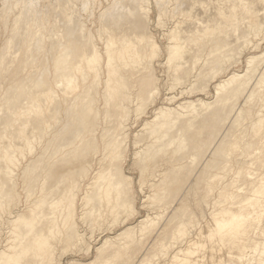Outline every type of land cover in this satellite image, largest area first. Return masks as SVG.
Returning a JSON list of instances; mask_svg holds the SVG:
<instances>
[{
    "label": "bare ground",
    "instance_id": "bare-ground-1",
    "mask_svg": "<svg viewBox=\"0 0 264 264\" xmlns=\"http://www.w3.org/2000/svg\"><path fill=\"white\" fill-rule=\"evenodd\" d=\"M79 1L83 3L84 9L88 10L89 14L94 15L96 3L92 6V4L88 5L90 0ZM150 1L111 0L105 9L98 13V18H101L102 22L99 33L101 36L105 35L102 38L105 50L102 52L93 36L88 35L90 29L85 28V21L79 16V13L76 14V0H2L0 8V125H2L1 122L7 114L22 116L34 111H44V116L48 121L39 126V131L37 135L33 136L31 142L43 141L46 137L45 140L50 143L58 133H61L60 147L62 148L61 150L56 149L54 156L50 154L51 151H48L50 154L48 158L44 157L48 149L43 150L42 153H39L37 159L36 156H32L22 168L24 179L29 178L33 181L36 175L32 191L40 187L41 190L39 189V191L44 190L45 192L47 190V193L43 198L35 201L34 204L32 203L33 206L29 204L31 207L26 208V211L20 209L11 212L16 215L7 218L10 224L8 229L11 230L10 234L13 236L12 241L14 243L11 242L12 244L5 245L4 249L0 248V264H27L24 262L28 261L30 252L35 253V258L39 260L38 262L42 261V264H59L61 262L59 258V263L57 259L53 263L49 260L53 254L52 247L54 244L52 242L56 239H58L56 242L59 240L64 241L63 249L66 252L68 248H72V245L76 247L82 242L83 235L77 227V217L75 218L77 215V212H75V209H77L75 207L76 194L66 191V184L72 181L70 168H59L56 164L68 153H75L71 152L74 150H68V145H72L75 141L77 154L78 149L88 144L96 150L99 146V139L103 142L104 154L108 151V154L107 152L106 154L110 158L106 168L102 169L96 166L95 173L91 175V181L82 184L84 182L83 178L78 183V190L79 188L81 190V186L86 189L83 199L86 200L85 206L87 208L83 206L82 209L85 207L86 210H84V213L80 212V214H83V216L89 215V217H84L85 221L86 218L89 219L88 225L91 223L94 225L102 224L103 216L106 214L112 215L114 216L112 218L116 219L119 210L121 211L124 206L123 210L132 208L133 202L130 206V196L128 194L130 187L132 190V186H130L132 178L125 175L121 170L120 159L117 161H114V159L116 154L119 156V151H121L117 147L122 142L124 143L129 133V131L126 133V126L128 125L126 120L129 119L131 109L135 108L137 116L144 113L143 110L147 109L146 106L152 104L155 101V96L161 93L158 83L159 77L153 67V61L159 56L160 45L150 28L148 18L151 10ZM154 1L161 22L163 21L161 20L163 15L175 13V16H177L176 11L181 15L177 19L178 21H175L174 29H170L168 33L169 41L166 45L168 59L166 63L169 68L176 70L181 65V61L189 47L196 49L192 53L195 60L193 61L195 63L192 64L197 67V64L203 58V52L206 51L208 45H211L210 53L208 51L209 54L206 55L207 58L200 68L196 71L193 68L189 75L183 77L173 76L171 78V88L184 82H190V87L186 89V91H189L195 81L193 78L195 77L201 81V78H205L203 76H209L204 79V82L209 85L208 81L218 76L219 68L222 70L221 65L227 60L231 61L230 55L236 50L234 49L236 43L241 39L243 41L245 36L248 38L247 34L251 31L261 27L264 28V19L259 18V20H263L259 22L256 18L258 15H262L264 18V0ZM171 1L173 2L172 7L170 5ZM65 11H68L67 17L63 16ZM200 15L201 18H199ZM225 17L234 18L235 20L233 27L237 26V29L236 31L232 29L234 31L233 38L235 32L237 35L242 27L246 28L242 33H239L240 35H235V41L230 44L231 41L226 42V38L221 41L218 39V35L215 38L217 33L222 35L218 29L221 26L218 27L217 25L225 24L220 23V20L223 21ZM232 22L234 24V21ZM231 26L230 24L229 31L232 28ZM182 28L187 31H182ZM216 29L219 30L216 31L217 33L215 32ZM61 32H65L64 36L61 35ZM182 32L184 34H181ZM213 33L215 34L213 35ZM210 34L213 35V38H206ZM209 38L211 37L209 36ZM220 42H222V45ZM243 42L242 44H244ZM219 46L223 48L227 46L225 49L230 53L229 56L225 55L228 59L225 58L227 60L223 64H220L222 63L221 60L218 62L217 59H224V57L220 56L221 58H219L218 56L217 58L216 55H213L217 58L216 60L211 57L214 53L212 48L219 49ZM225 49L220 50V54ZM240 52L237 51L239 53L238 56L236 55L238 58ZM231 57H234L233 54ZM263 59L264 51L261 54L247 58L245 75L237 74L235 71V74H231L228 78H220L221 80L215 85L216 95L213 100H203L201 98L198 100H182L174 107L172 105H160L154 110V118L147 119L144 127L142 126L144 131V134H142L145 138L136 140V143L143 140L145 142V146L143 145L144 147H141L142 149L138 151L140 152L139 156L141 154L142 157L141 160L138 158L140 165H137H143L140 168H142V176L145 177L143 172L147 167H150L148 165L150 163L155 164L147 168L149 174H152L150 176L157 178V181H154L153 184L149 183L150 187L153 185L151 187L153 193L149 194V197L154 199L152 203L156 200L158 202L157 204L151 203L152 208L157 207V210H159V207H162L165 217L166 213L169 212L166 222L161 227L159 224L160 228L156 230L153 226L156 223L154 220L156 218L153 217L157 215L152 218L146 215V218L140 219L139 223L137 221L138 224L127 226L128 228H124L125 230L123 229L117 236L107 238L102 241L103 243L100 246L95 247L97 248V254L94 260L90 259L89 262L73 261L72 264H132L135 259V252L140 250V248L135 249V247L141 246L138 245L139 243H145L150 231L151 235L152 233L155 234L150 240V245L146 244L145 248L144 245L141 246L144 251L142 250L143 256L141 255L138 264H144L145 260L149 262V257L154 258L157 252L167 257L170 251H173L172 247L174 249V245L178 244L169 256L170 262L232 264L226 258L218 256L217 252L223 249L226 244L233 243L236 238L238 240L245 238L248 235L247 225H250V222L255 224V231L260 224L264 223V200L258 199L264 195V179L256 180L254 170L242 172L240 169L228 180H225L224 177L227 171L232 170L235 166L234 163H231L232 158L243 159L241 156L243 153H247V158H245L246 155L242 157L249 160L248 164L253 168L254 156L264 157V139L261 146L256 144V142H260V138L264 137V110L255 108L257 110L255 111L254 109L255 106L259 105V99H255V97L259 95L260 99L264 98V83L261 80L264 77L263 67L261 68L263 73L260 75L262 78L257 73L261 81H257L258 78L255 79L257 82L253 80L255 73L258 71H253L254 66L257 67V64L260 63L264 64ZM102 62H104L105 68L103 82L101 81L103 74L100 73L103 72ZM226 63L230 65L232 61ZM34 64H38V68ZM229 68L230 66L227 67V69ZM206 83L203 85L208 86ZM101 84H103L102 87ZM197 84L200 83L197 82ZM58 87L62 88L59 89ZM67 87L71 89H66ZM193 87L195 88V86ZM244 92L246 94L247 92L250 93L251 96L247 95L249 98H243L245 103H241L240 99L242 94H245ZM171 98L170 96L169 99ZM252 99L257 100L254 107L252 106L254 104H250ZM261 104L264 107L263 101ZM64 108L69 110L70 113L76 111V132L72 134L73 137H70L67 127L56 132L53 131L63 119L62 110ZM121 112L125 113V116L120 117ZM68 117L70 118L71 114ZM52 119L55 121H52ZM6 128L7 126L2 125L0 137L5 136ZM251 132L256 134L251 135ZM16 137L17 134L12 131L5 142H0L1 161L5 156H10V151L13 150V141ZM141 137L138 135V138ZM28 146L30 149L28 153L33 155L37 151V146L33 144ZM28 153L21 152V157L15 161V168L12 169L11 165H7L2 171L5 177L8 178L7 181L2 180V183H0L1 222L4 221L1 214V210L5 207L4 200L12 192L14 193V190L11 189L10 192L6 191L8 192L6 194L3 190L4 185L7 186V182L14 181L13 179L17 175L15 178L11 177L15 174L16 167L22 162L20 159L24 161ZM105 157L106 155L96 159L102 165L107 160H104ZM185 160L188 161L183 165L182 163ZM9 162L12 163L11 160ZM47 163H53V168H46ZM257 163L264 166V158L259 159ZM42 164L44 165L42 166ZM166 164L171 165L166 167ZM198 164H202L199 171L196 170V167L201 166ZM213 167L218 172L212 173ZM218 167H224V170L219 168V171ZM39 170L46 171V174H37ZM221 171H224V175ZM79 177H82V175ZM76 180H78V177H76ZM15 181L18 182L17 179ZM222 182L223 187L220 189L219 195L212 199L215 206L228 202L239 206L249 204L250 208L247 211L236 212L230 207L231 205H220L221 207H216L208 215L207 224H209V228L203 230L205 227L203 228L202 225L197 227L199 224L197 226L194 224L198 222L197 218L204 219L207 215L205 209L209 201H205L207 198H204V196L207 194L203 195L202 190L203 188H209L212 192ZM13 183L15 184V182ZM204 191L206 192V189ZM15 193H17L16 190ZM27 196L29 197V194ZM149 197L146 198L149 199ZM15 200L16 202L19 201H17V198ZM148 204L150 203L148 202ZM148 204L146 206H149ZM41 207H46V209L43 210ZM154 208L150 210L154 211ZM129 210L126 211L129 213ZM134 210L131 211L134 213ZM6 213L8 214V210H6ZM120 213L119 217L123 215L122 212ZM162 214L159 213L161 217L164 216ZM159 215L157 219H160L161 222L164 219ZM83 216L80 218H83ZM124 219L126 217L122 220ZM112 222L115 223L114 220ZM157 222L159 223L158 220ZM39 223H42L43 226L40 227ZM26 227L27 229H25ZM152 227H154L153 230ZM126 237H129L128 241ZM10 238L7 239L11 241L12 238ZM122 241L126 242L123 243ZM83 242L85 241L83 240ZM132 243L135 244V247L132 246ZM124 244L132 246L129 252H126V249L123 250ZM255 244L252 251L264 255V240H259ZM87 246L89 248V245ZM203 249H206L209 253L198 257L197 255L201 254L204 251ZM139 253L140 251L137 254ZM119 257H122L121 262L118 261ZM157 257L155 258L158 260ZM245 257L242 258L245 259ZM252 261H249L248 264H252Z\"/></svg>",
    "mask_w": 264,
    "mask_h": 264
},
{
    "label": "rangeland",
    "instance_id": "rangeland-1",
    "mask_svg": "<svg viewBox=\"0 0 264 264\" xmlns=\"http://www.w3.org/2000/svg\"><path fill=\"white\" fill-rule=\"evenodd\" d=\"M99 1L101 2V4H100ZM172 1L175 2V0H172ZM172 1H171V4H170L171 7L173 6V2ZM110 2H111V0H96V2H95V0H90L89 3H88V5H91L92 4V6H94V3H96L95 4L94 15H91V14H89L88 10L84 9L83 3L80 2L79 0H76V10H77L76 11V14L79 13V16L83 19V21H85V25H86L85 28H87L88 30L90 29L88 31L89 32L88 35L91 36V37L93 36V38L95 39V42L99 45V47L101 48L102 52L105 50L104 49L105 45H104V42H103V39H102L105 35L104 36H101L100 33H99V27L102 24V22H101V18H98L99 17V14L98 13L100 11H103L105 9V7L108 6V4ZM154 2H155L154 0H151L150 1L151 10H150V12L148 14L149 15L148 18H149V23H150L151 31H152L153 35L155 36L156 41L160 45V51H162V52L159 51V54H158L159 56H157L155 58V60L153 61V67H154V69L157 72V75L159 77V82L158 83H159V90L161 91V93L159 91L160 94H158L157 96H155V99H154L155 101L152 102V104H148L146 106L147 109L145 108L146 111L143 110L144 113L138 114V116H137V113H136L137 111L134 110L135 108H132L131 109L130 115H129V119L126 120V124H128L127 126H129L128 128L126 126V133H128V131H129V133H128L129 136L127 134V137H126V139L124 141L125 144L122 142L121 143L122 145L120 144L118 146L119 148L117 147V149L118 150L121 149V151H119L120 152L119 153V156L116 154V157L114 159V161H117V160L120 159V163L119 164H120L121 170L124 172L125 175L130 176L132 178L131 179L129 177L131 179V183H132V184H130V186H132V190H131V187H130L128 194L130 196L129 197L130 206H131V203L132 202L134 203V206H133V203H132V206H131L132 208L130 210L128 208H126V210H129V213H128V211L123 210V208L125 206L122 207L121 211L119 210V212H118L119 214H117L118 215V217H116L117 220L114 219V218H112L114 216H112V215L110 216V215L106 214L104 216H107V217L104 218V216H103L102 224H100V225H98V224L94 225L93 223H91L90 225H88L90 221L87 218H86V221H85V218L84 217H89V215L88 216L87 215L83 216V214H80V212L81 213H84V210H86V208H87V206H85L86 200L83 199L84 195L86 194V189H84L85 187H82L81 186V190H80V188L78 190L77 189L78 183L83 178H84V180H83L84 182H82V184L83 183H88V181L91 179L92 173H95L94 170L97 167H101L102 169L103 168H106V166H107L110 158L107 156L108 151H106L107 154H106V152L104 154V151H103L104 150V145L102 144L103 142L101 140H99V139H98V145L99 146H98V148L96 150L94 149L93 146H91V145L88 144V145H85L83 148L78 149V153L77 154H76V146H77L76 145V141L72 145H68L69 146V149L68 150L69 151L74 150V151H71V152H75V153H73V154L68 153L67 155H65L64 157H62V159L60 161H58L56 164H57V166L59 168L60 167H62V168H70V177L72 178V181H70V182H68L66 184V191H69L68 193H71V194H73V193L76 194L75 195L76 197L74 196L75 197V200H77L75 202V207L77 208V209H75V212H77V215L75 214L76 215L75 218L77 217V224H78L77 227H78L79 231L81 232V234L83 235L82 237H83V240L85 242H83V240H82V242L80 243V245L79 244H78L79 246L77 245L78 247L77 246L74 247V245H72L71 246L72 248H70L72 250H70L68 248V250L66 252V250L63 249V247H64L63 242L64 241L61 242L59 240L58 242H56L58 240V239H56L54 242H52L54 245H57V246L55 247L53 245V247H52L53 254H52V257H50L51 259L49 258V260L51 261V263L55 262L56 259H57V262L58 263L61 261L59 264H72L73 261L89 262L90 259L91 260H94L96 254H97V250H96L97 248H95V247L100 246V244L103 243L102 241H105L107 238H113V237L117 236V234L120 233V232H122L124 228L126 229L129 226L138 224L143 218H146V215L148 217L150 216L151 218L154 215L155 216L157 215L156 217H153V218H156L154 220H155V222L158 225H155L156 223H154L153 226L156 228V230L159 229L166 222V218H167L169 212L166 211L167 213H166V217H165V213H164V211H162V207L161 208L159 207V210H157L158 209L157 207L156 208L153 207L155 210L154 211H151V210H153L152 204L153 203H156L157 204L158 202L156 200V201H154L152 203V200H154V199H150V197H149L153 193V191L151 190V187L153 185H151V187H150V184H153L154 181H157L156 180L157 178L155 176H150L152 174H149V172L147 171V168L152 167L154 163L152 164V163L149 162L151 165L149 164L148 166H150V167H147L146 170H145V172H143L144 175H145V177H143L142 174H141L142 173V168H140V167L143 166V165L139 166L140 165L139 164L140 162H139L138 158L141 160L142 155L140 154V156H139V153L140 152H138V151L140 149H142L141 147H144L145 146L144 145L145 142L143 140V141H139L138 143H136V140L137 139L138 140H141V139H144L145 138L144 135H143L144 134V131L142 130L143 129L142 126L144 127L145 121L147 119L148 120H151V119L154 118V113H155L154 110L156 108H158L160 105H170V106L172 105V107H174V106L178 105L180 102H182V100L183 101L184 100H198L200 98L203 99V100H213V99H215V95H216V87H215V85L221 80L220 78H222V79L228 78L231 74H233V73L235 74V71H236L237 74H241V75L244 74L245 75L246 70H247V64H246L247 58H249L251 56H254V55L261 54L264 51V28L261 27L260 29L251 31L249 34H247V37L248 38H246V36L243 37V38H245L243 40L244 42L241 39L234 46V49H236L238 52L241 51L240 52V56H239L240 59L237 57L239 55V53H237L236 50H235L236 52L234 51L232 53L233 56H234L232 58L231 57L232 54L230 55V53L227 52V50L225 49L227 46H224V48L222 46L221 47L219 46V49L212 48V50H213L214 53L211 55V57H214L215 55H216L217 58H218V56H219V58L224 57V59L223 58L217 59L216 57H214L215 60L216 59L218 60V62H219V60H221L220 62H222V63H220V64H223L224 61L228 59L227 56H229V55H230V60L232 61V63H231V61H228V60L225 61V63L223 65H221L222 70H221V68H219V73H217L218 76H216L214 79H212L213 81L212 80H209L208 81L210 83L209 85H208V83L204 82V79L205 78H208L209 76L208 77L203 76L205 78L204 79L201 78V81L203 79L202 82L200 80H198L197 78H195V77L193 78V79H195V81L193 82V84L191 86L192 87L195 86V88L193 87V89H192V87H191V90H189V91H186V89H188L190 87L189 86L190 82L189 83L188 82H186V83L184 82L182 84L176 85V86H174V87L171 88V78L173 76H181V77H183V76L189 75L191 73V71H192L193 68H195V71L200 68V66L202 65V63L207 58L206 55L210 53V50H211L210 49V46L211 45H208L206 51L203 52V54H202V57L203 58L201 59L202 61L200 60L199 64H197L198 65L197 67L196 66L194 67L193 64H192V63H195V62H193L195 60L192 57V53L194 51H196V49L194 50L192 47H189L187 49V52H186L185 56L183 57V60L181 61V65L178 68H176V70H174L172 68H169V65L166 63V61L168 59V49L166 48L167 47L166 45L168 43L167 41H169L168 40V35H169L168 33H169L170 29L171 30L174 29V27H175L174 26L175 25V21L181 15L176 11L177 16H175V13L173 14L172 11H171L172 14L163 15L164 17L162 16L161 20H163V21L161 22L159 20V17H158L159 14H158L157 5L154 4ZM97 4L100 5V6H98ZM1 5H2V0H0V8H1ZM67 15H68V11H65L64 14H63V16L67 17ZM171 17H173V18H171ZM174 17H175V19H174ZM199 18H201V15H200ZM256 18H257V21H259V22L263 21L261 19H264L262 17V15H258ZM259 18H261V19L259 20ZM230 20L234 21V24ZM164 21H165V23H163ZM220 21H221L220 23H225V24H218L217 25L218 27L221 26V28L220 27L218 28L221 31L219 33L220 34L222 33V35L223 34L224 35L223 36L222 35H219L217 33L219 31L218 29L215 30V32L217 31L216 32L217 34L213 33V35L214 34H215V36L218 35L219 37L218 36H216V37L214 36V37L215 38L218 37V39L220 41L222 39L224 40L226 38V42L227 41L228 42L231 41V42H229V44H230L233 41H235L234 39H235L236 32H235V35H234V38H233V33H234L233 30L236 31V29H237V26L236 27L235 26L233 27V25H235V20H234V18L231 19V18L225 17L223 19V21L222 20H220ZM156 22H158V23H156ZM230 24L232 25L231 26L232 28L229 31ZM159 25H161V26H159ZM164 25H166V26H164ZM239 25H242V24H239ZM240 28H241V26H240ZM241 29L239 31L242 33V31L244 29H246V28L245 27H242ZM182 31H187V30H185V29L183 30V28H182ZM237 32H238V30H237ZM240 32H238L237 35H240L239 34ZM64 33L65 32H61V35L64 36ZM226 33L228 34V36H227ZM181 34H184V33L182 32ZM231 34H232V37H231ZM213 35H211V34L209 35L211 38H209V36L207 35L206 38L212 39L213 38L212 37ZM206 38H204V39H206ZM242 42L244 44H242ZM221 43L222 42H220V44ZM249 44H251V45H249ZM243 45H244V47H243ZM223 49H225L224 52L225 51L226 52L225 53L223 52L222 54H220L221 53L220 50L223 51ZM208 51H209V53H208ZM215 51L218 52L217 53L218 55L215 54L216 53ZM227 53H229V54H227ZM223 54H224V56H223ZM225 55H227V56L225 57ZM211 57L209 56V58H211ZM225 58H227V59H225ZM235 58L237 59L236 61H235ZM226 62H230L231 64L229 65V63H226ZM262 62H264V59H263ZM34 65H36L37 68H38V64H34ZM167 65H168V67H167ZM228 65L230 66L229 69H227V67H229ZM31 66H33V65H31ZM101 66L103 68V70L101 68V70L103 72H100V71L99 72L101 73V75L103 74L101 76V81H102V80H104V77H105L104 62L101 63ZM262 67L264 69V64L263 63L257 64V67L254 66V68H255L253 70L254 72H256L257 70L261 72L260 73V72L257 71L255 73V75H254L255 78L253 79L254 81H256V80L257 81L258 80L261 81L262 80L263 83H264V77L262 78L260 76L263 73V71H261V70H263V69H261ZM256 68H258V69H256ZM209 69H211V68H209ZM223 69H224V71H223ZM225 70H226V72H225ZM220 72H222V73L220 74ZM257 73H259V77L262 78L261 80L259 79ZM256 78H258V79H256ZM197 82L200 83V84H197ZM203 82L206 83L208 86H204L203 85L204 84ZM6 84L7 83L5 82V85ZM102 86H103V84H101V87ZM58 88L61 89L62 87H58ZM66 89H69L70 90L71 88L67 87ZM62 95H64V94L62 93ZM247 95H249V97L251 96L250 93H248V92H247V94L246 93L245 94H242L241 99H240V102L241 103H245L244 102L245 99H248L249 98ZM260 95H261V93H260ZM170 96L172 97L171 99H169ZM243 98H245V99H243ZM256 98L259 99L258 100L259 105H257V106H255V102H257V100H255ZM255 99H252L251 100L252 103L250 101V104L251 105L254 104V105H252L253 107L255 106L254 109L255 108L256 109L258 108L257 110H259V108H260V109L264 110L263 104H261L262 101L264 102V100H263L264 98H261L260 99V97L258 95V96L255 97ZM253 101H254V103H253ZM260 105L263 108H261ZM254 109H253V111H254ZM256 109H255V111H257ZM62 111H63V115H62L63 119H62V121L59 122V124L55 127V129L53 131L56 132L57 130L59 131V130L64 129V128L67 127L68 128V131H69L68 133H70V137H73L72 134L76 132V118H75L76 111H74L73 113H70V111L67 110V109H65V108ZM44 114H45L44 111H39V112H35L34 111V112H30L29 114L27 113L26 115H22V116H19V115H16V114H14V115L7 114L4 117V119L2 120V122H1L2 125L7 126V128L5 129V136H1L0 137V142H2V143L5 142V140L8 139V137H10V132H12V131H14L17 134V137L13 141V150L10 151L11 152L10 153V156L9 157L8 156H5L2 161L0 160L1 161L0 162V173H1V175H0V178H1L0 183H2V180L4 182L7 181V178L8 177H5L4 173H2V171L7 167V165H11V168L12 169L15 168V161H16L17 158H20L21 157V152L28 153L29 150H30L29 149V146H28L29 144L30 145L33 144V145L37 146V151L33 155L30 154V153H28V156H27V158H24V161H23V159H20V160H22V162H20L19 166L16 167L15 174L13 175L14 177L13 176L11 177V178H15V176L17 175L16 178L13 179L14 181L7 182L8 183L7 186H6V184L4 185V189H3L4 192H6V191L10 192L11 189H13L14 190V193L12 192V194H10V195L7 196L8 198L7 197L5 198V200H4L5 207H4V209L1 210V214L4 217V221L3 222L0 221V248L1 249H4V246L5 245L7 246L9 244H12L11 242H13L12 241L13 240V238H12L13 236L10 234L11 233V230L8 229V228H10V224L8 223L7 218L9 219V218H11L10 216H12V215L14 216L16 214H14V213L12 214L11 212H16V211H18L20 209L22 211H26V208H30L31 207L29 204H31L33 206V204H34L35 201L43 198V196H45V194L47 193V190H45V192H44V190L43 191H39V189L41 190L40 187L38 189L36 188L35 190L32 191V185H33V183L35 184V176L36 175L33 178V181L34 182L32 181V179L29 180V178L24 179L23 173H22V168L28 163V161L31 159L32 156L33 157L36 156V159H37V157L39 156V153H42L43 150L48 149L46 151L45 155H44L45 158H48L50 156V154H52L54 156V153H55V150L56 149L59 148L61 150V148H62V147H60V144H61L60 137L62 135L61 133H58L57 136L55 137V139L52 142H50V143L45 140L46 137L43 139V141H34V142H31V139L33 138V136L37 135V132L39 131V126L41 124L47 123V121H48L47 118L44 116ZM69 114H71V117L70 118L68 117ZM122 116H125V113L121 112L120 117H122ZM53 120L54 119H52V121ZM25 121H27V123H25ZM2 125H0V126L2 127ZM1 127H0V129H1ZM252 134H256V133L255 132H253V133L251 132V135ZM138 135H139V137H141L143 135V137L138 138ZM135 136H137V137H135ZM52 138H53V136H52ZM263 139H264V137L260 138V142H256V144L261 146L262 145L261 143H262ZM67 147H65V149H67ZM48 151L49 152L51 151V153L49 154ZM263 151H264V147H263ZM246 154L243 153L244 156ZM105 155H106V157L104 158V160H106V159L107 160L104 161V162L102 161L103 163L101 165L100 164L101 162L99 163V160L98 159H100L101 157H103ZM242 156H241V158H243V159L232 158L231 163H234L235 166H234V168L232 170L227 171L226 175L224 176L225 177V180H228L229 178H231L234 173H236L237 171H239V169L242 172L243 171L246 172L247 170H254L256 172V174H255V176H256L255 179L256 180H260L262 178L264 179V176H263L264 175V166H261L259 163H257L259 159H263L264 157L263 158H259V157L254 156V158H253L254 159V164L253 165L251 164L253 166V168H252L248 164L249 163V160L245 159V158H247V155L245 156V158L242 157ZM96 158H98V159H96ZM257 158H259V159H257ZM10 160L12 161V163L9 162ZM188 160H189V158H188ZM187 161L185 160V162L182 163V164L183 165L186 164ZM137 164H139V165H137ZM43 165L44 164H42V166ZM91 165H92V167H91ZM170 165L171 164H166V167H168ZM198 165H201V166L196 167L197 168L196 170L199 171L200 167H202V164H198ZM222 166H224V164H222ZM46 168H53V163L52 164H48L46 166ZM219 168L221 170H224V167H218V169ZM40 169H41V167H40ZM162 169H164V167H162ZM212 169H214V167ZM215 169L212 171V173L218 172V170L216 169V171H215ZM220 169H219V171H220ZM44 170H43V172L41 170H39L37 174H41V175L43 174V175H45L46 174V171H44ZM210 172H211V169H210ZM221 173L223 174L224 171H221ZM51 175H52V172H51ZM80 175H82V177H79ZM141 176H142V178H141ZM76 177H78V180H76ZM5 178H6V180H5ZM16 179H17L18 182L15 181ZM40 181L41 180L39 179V182ZM13 182H15V184ZM143 183H144V185H142ZM141 186H142V188H141ZM10 187H12V188H10ZM222 187H223V182L219 186L215 187L213 189L214 191L212 190V192H211V190L209 188H205L206 189V192H209V193H206L204 191L205 189L203 188V190H202V193H204L203 195L207 194V195L204 196V198H207V199H205V201H209V203L206 205L207 208L205 209V212L207 213V215L204 218L205 220L203 218H200V219L197 218L198 222L197 223H194V224H196V226H197V224H199V226H197V227H200L202 225L203 228L205 227V229H203V230H206V229L209 228V224H207L208 215H210L211 214V211H213V209H215L216 207L218 208V207H221V206L231 205L230 207L233 210H235L236 212L249 210V208H250L249 207V204H246V205H243V206H239L237 204L234 205L232 203L225 202V203H221L219 205L217 204L215 206L214 205L215 202L213 203V200L212 199H214L215 197H217L219 195L220 189H222ZM76 189H77V192H76ZM15 190H16L17 193H15ZM207 190H209V191H207ZM130 191H131V193H130ZM8 192H6V194ZM42 192H43V194H42ZM13 194L16 197H14ZM28 194H29V197L27 196ZM210 194H212V195H210ZM262 195H263V193H262ZM11 196H13V197H11ZM34 197H35V199H34ZM146 197L147 198L149 197L150 200L147 199ZM12 198H14V199H12ZM16 198H17V201L19 200L18 202H16V200H15ZM18 198H20V199H18ZM144 199L147 200L146 203H145L146 200L144 201ZM258 199L263 201L264 200V195L262 197H259ZM13 200H15V201H13ZM67 201H68V199H67ZM81 201H83V202H81ZM148 202L150 204H148ZM15 203H16V205H15ZM13 204H14V206H13ZM147 204L149 206H146ZM83 206H85L86 208L84 207L82 209ZM155 206H158V205H155ZM79 207H81V208H79ZM126 207H128V206H126ZM200 207H202V206H200ZM41 208H43V210L46 209V207H41ZM12 209H13V211H12ZM133 209L136 210V213H135V210H134V213H133V211H131ZM6 210H8V214L6 213ZM78 211H79V213H78ZM120 212H122L123 215L119 217V215L121 214ZM159 213L160 214L163 213L164 216L161 217V215H159ZM86 214H88V213L86 212ZM129 214L131 216H128ZM132 214H134V215H132ZM81 215L83 216V218H80V217H82ZM158 215L162 219H164V220H162L163 222L161 221L162 223L160 222V219H157ZM122 217L123 218L126 217L127 220L126 219L122 220L123 219ZM263 217H264V213H263ZM111 219H113L115 223H113L112 222L113 220H111ZM157 220L159 221V223L157 222ZM137 221H138V223H137ZM199 221H201V222L199 223ZM39 224H40V227L43 226L42 223H39ZM159 224H160V227H159ZM92 225L94 226V228H93ZM203 225H206V226H203ZM247 226H248V230H249L248 231V235L245 236V238H243L242 240H238L236 238L233 243L226 244V246L223 249H221L219 252H217L218 253V256H220V257L222 256V257L226 258L232 264H248V262L249 261L251 262L252 259H254L252 261V264H264V255H260V254H257V253H255V252L252 251V249L255 248V245H256L255 243L256 242H258L259 240H264V223L260 224L258 226V228H256L257 229L256 231H255V227L256 226H255L254 223H251L250 222V225H247ZM97 227H99V228H97ZM100 227H101V229H100ZM102 227H104V228H102ZM154 227H152V230L154 229ZM25 229H27V227ZM154 231H152V232H154ZM8 234L10 235V237L12 239L9 237ZM154 234L155 233H152V235H151V231H150V235L147 237L148 239H146L145 243L142 242L141 244L139 243L138 245H141V246L144 245L143 246L144 248L147 245H150V240H151V238H153ZM5 238H6V240H5ZM7 238L8 239L10 238L11 241L8 240ZM126 238H127V241H128V238L129 237H126ZM124 240H125V238H124ZM125 242H123V243H125ZM87 245H89V248H88ZM127 245L128 244H126L124 246L125 248L123 247V250L126 249V252H129V250L131 249L132 246L135 247V244H133L132 246L131 245L130 246L129 245L127 246ZM178 245H174V249ZM141 246H139V247L136 246L135 247V249H139L140 248V250H137L136 251L137 253H138V251H140V253L137 254L135 252V254H134L135 255V259L133 260V262L134 261L135 262L134 263L132 262V264H136L137 262H139L141 255L143 256L144 248H141ZM79 247H82V248L80 249ZM127 249H128V251H127ZM174 249L172 247V250L173 251H174ZM203 250H204V251H202L203 253L201 252V254H198L197 255L198 257L200 255H205L206 253H209V251H207L206 249H203ZM173 251H170V253H169V255H167V257H165L161 253L157 252L158 254L156 253V256L155 257H157L159 254L161 255V256H158L157 257L159 261L155 257H154L155 259L153 257H149L150 259L147 258L149 260V262H146L147 260H145L144 261V264H146V263H148V264H151V263H153V264H163L166 260L167 261L164 264H166L168 262L170 264H183L182 262H176V261H171L170 262V257L169 256L172 254ZM126 256H127V253H126ZM243 256L244 257L246 256L245 259L242 258ZM28 257H29L28 261H26L24 263H27V264H37V263L38 264H42V261L41 262H38L39 260L35 258V253L30 252ZM159 257H162V258L160 259ZM58 258L60 259V261H58ZM119 258H118V261L121 262L122 261V259H121L122 257H119ZM151 260L154 261V262H152ZM35 261H36V263H35ZM141 261H142V258H141Z\"/></svg>",
    "mask_w": 264,
    "mask_h": 264
}]
</instances>
